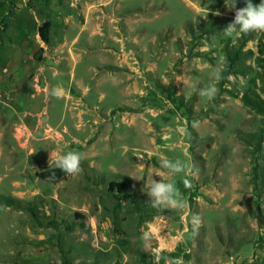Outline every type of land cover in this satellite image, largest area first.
<instances>
[{
	"label": "rangeland",
	"instance_id": "374dc122",
	"mask_svg": "<svg viewBox=\"0 0 264 264\" xmlns=\"http://www.w3.org/2000/svg\"><path fill=\"white\" fill-rule=\"evenodd\" d=\"M230 2L0 0V196L25 207L0 204V264H169L174 253L183 264H264V115L242 102L264 68L250 56L252 71L220 87L211 73L241 32L192 41L188 31L210 15L234 19L244 6ZM246 34L258 55L264 32ZM210 83L214 100L198 95ZM261 130L258 150L242 139ZM68 151L82 154L78 174L37 175ZM164 159L195 165L189 187ZM160 179L190 208L144 212Z\"/></svg>",
	"mask_w": 264,
	"mask_h": 264
},
{
	"label": "trees",
	"instance_id": "16d2710c",
	"mask_svg": "<svg viewBox=\"0 0 264 264\" xmlns=\"http://www.w3.org/2000/svg\"><path fill=\"white\" fill-rule=\"evenodd\" d=\"M203 1H214V2H224L227 0H203ZM239 1L243 6H245V0H237ZM261 0H252L253 4H259ZM234 19L233 18H225V19H219L216 18L213 15H210L208 19H199V23L197 24V28H195L192 24L188 28V31L192 35V41H196L197 39L201 38L204 35L213 34L219 31L224 30L228 24H230ZM51 21H45L42 26L39 28V33L41 35L42 40L44 43L49 44L50 43V27H51ZM250 36H248L246 33H241L239 37L236 39L229 38L223 47L224 55H225V63H224V72L222 73L223 79L219 81V86L224 87L227 83L230 82V78L233 75H241L246 76L249 71H252V66L246 64L245 59L254 56V60L257 63L259 67L264 68V34L263 37L259 40L258 44V55L255 54V52L252 49H245L248 41L250 40ZM257 78H253L250 80V86L246 88L244 94L242 95V102L245 106L250 108L251 110L264 115V98L261 96V92L264 93V71L260 74H258ZM258 81H260V85H258ZM257 86L259 88V91L253 90L252 86ZM165 92L171 93L170 89L164 88ZM175 95V94H173ZM234 95V94H233ZM237 97V95H234ZM188 111L191 113V109L189 108ZM242 139L246 141L249 145L252 142L256 143V150H258L262 144L263 141V130L256 132V133H248L246 136H243ZM253 163V183L255 190L257 191L260 187L258 184V179L260 177L259 173V163L254 158L252 161ZM39 177H41L44 180H48L53 183L60 182L63 180L67 174L63 172V170L59 168H47L42 170L37 174ZM110 188H115L118 191H123L125 184L124 183H115L111 182L109 184ZM259 194V193H258ZM0 204L12 206V207H18V208H25L22 205L21 200L11 197V196H0ZM143 209V211L151 213V214H159L161 213L156 208L152 207L151 205L148 207L146 205H140ZM169 257L177 258L179 255L176 253L170 254ZM188 259V258H186Z\"/></svg>",
	"mask_w": 264,
	"mask_h": 264
},
{
	"label": "clouds",
	"instance_id": "9594fccd",
	"mask_svg": "<svg viewBox=\"0 0 264 264\" xmlns=\"http://www.w3.org/2000/svg\"><path fill=\"white\" fill-rule=\"evenodd\" d=\"M228 5L235 8L236 0H231ZM216 14L219 15L220 13L217 12ZM237 30L241 33L253 31L264 32V0H261L259 4H253L252 0H245V6L235 10L234 20L223 31L226 35L231 36ZM224 70L223 65L217 66L211 73L212 78L217 82L222 80L224 78L222 75ZM218 93L219 89L215 83H210L198 90V95L207 100H214ZM51 95L60 97L62 90L58 88L52 89ZM196 126L197 124L194 122L193 127ZM179 131L182 135L187 134L186 127H181ZM82 158V154L78 151H68L63 154L53 152L50 153L49 161H54L55 167L63 170L65 174L76 175L81 171L80 164ZM160 163L161 167L166 169L169 175L183 173L185 186H190V178L196 174L194 164L191 162H183L179 159L175 161L164 159ZM147 195L151 206L158 210L165 207L178 210H187L190 208L188 201L182 197V194L172 182H165L162 179L154 180L149 186ZM191 222L194 230H198L201 224V218L199 215L194 214L192 215ZM155 254L160 255L159 249L156 250ZM169 264H183V258L177 257L171 259Z\"/></svg>",
	"mask_w": 264,
	"mask_h": 264
},
{
	"label": "crops",
	"instance_id": "0c3cea01",
	"mask_svg": "<svg viewBox=\"0 0 264 264\" xmlns=\"http://www.w3.org/2000/svg\"><path fill=\"white\" fill-rule=\"evenodd\" d=\"M44 42V41H43Z\"/></svg>",
	"mask_w": 264,
	"mask_h": 264
}]
</instances>
